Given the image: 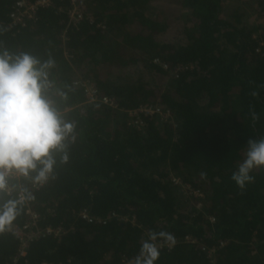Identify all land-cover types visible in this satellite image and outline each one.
<instances>
[{"label":"trees","instance_id":"1","mask_svg":"<svg viewBox=\"0 0 264 264\" xmlns=\"http://www.w3.org/2000/svg\"><path fill=\"white\" fill-rule=\"evenodd\" d=\"M18 1L34 0H0V47L54 61L52 98L76 139L26 205L59 233L15 260L25 207L0 233V264H121L159 232L174 243L154 241L156 264H264V169L243 189L230 179L264 136V0H75V23L71 0H46L15 24ZM83 81L112 103L88 100ZM141 105L165 116L129 124Z\"/></svg>","mask_w":264,"mask_h":264},{"label":"clouds","instance_id":"2","mask_svg":"<svg viewBox=\"0 0 264 264\" xmlns=\"http://www.w3.org/2000/svg\"><path fill=\"white\" fill-rule=\"evenodd\" d=\"M54 61L28 52L0 47V233L13 224L28 203L32 189L56 178L59 164L68 162L67 148L75 142V124L64 118L51 90ZM253 119H256L253 116ZM230 179L243 189L264 169V136L248 138ZM174 243L165 232L145 239L129 264H156L161 245Z\"/></svg>","mask_w":264,"mask_h":264},{"label":"built area","instance_id":"3","mask_svg":"<svg viewBox=\"0 0 264 264\" xmlns=\"http://www.w3.org/2000/svg\"><path fill=\"white\" fill-rule=\"evenodd\" d=\"M46 4V0H34L33 2H24V1H18L15 4V10L10 15L12 19H14V23H21L24 16L30 17L31 14L35 11L37 6ZM72 8L69 10V18L70 21L75 23L79 21L82 18V12L77 8L75 4V0H71ZM256 51L261 52L264 54V41L259 40ZM164 68L165 66L162 65ZM76 84V82H74ZM81 85L84 88L85 94L88 96V100L90 101H101L103 103L111 104L112 99H109L105 96H102L101 98L98 96V92L95 89V87L92 85L89 81H83ZM152 115V114H159L160 116L164 117L165 114L158 108L150 105H141L135 110H131L128 112V116L130 118L129 124L133 126H138L141 124V116L140 115ZM170 181L179 187H181L182 190L186 191L188 194L194 196V197H201L203 196L202 193L197 189H191L189 184L182 183L180 178L172 175L170 177ZM27 214V218L25 223L16 228L14 230V235L16 240L18 241V253L15 258V260L19 257H23L25 255L26 248L28 246V243L30 240L40 236V235H46V234H57L59 233V228H46L43 231H40L37 226V218L38 215L30 210V208L27 206L25 210ZM82 218L88 219L91 221L92 219L89 218L86 214V212L83 210L81 213ZM102 221V220H99ZM210 221H214V218L210 217ZM186 240L189 242H194L195 240L190 237H186ZM15 260L12 264L15 263ZM121 264H129V261H123Z\"/></svg>","mask_w":264,"mask_h":264},{"label":"rangeland","instance_id":"4","mask_svg":"<svg viewBox=\"0 0 264 264\" xmlns=\"http://www.w3.org/2000/svg\"><path fill=\"white\" fill-rule=\"evenodd\" d=\"M174 31H175L174 28H172L171 31L168 32L164 37L167 38V40H172L173 36L175 35Z\"/></svg>","mask_w":264,"mask_h":264}]
</instances>
